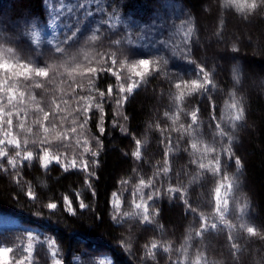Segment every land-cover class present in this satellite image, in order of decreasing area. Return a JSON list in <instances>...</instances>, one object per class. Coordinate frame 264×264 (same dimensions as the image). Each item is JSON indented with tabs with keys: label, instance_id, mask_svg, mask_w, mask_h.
Instances as JSON below:
<instances>
[{
	"label": "trees",
	"instance_id": "16d2710c",
	"mask_svg": "<svg viewBox=\"0 0 264 264\" xmlns=\"http://www.w3.org/2000/svg\"><path fill=\"white\" fill-rule=\"evenodd\" d=\"M213 1L212 10L209 0H71L68 19L39 40L16 24L45 23L46 0H0V63L10 66L0 70V150L7 153L0 157V212L51 235L39 236L28 259V235L0 230L12 264H101L82 250L89 246L120 264H264V45L234 74L213 68L204 60L199 13L207 9L203 20L222 37L220 10L230 4ZM255 2V9L235 7L242 17L263 7L253 22L264 40V0ZM139 59L152 61L143 78L130 71ZM192 80L204 89L186 87ZM130 84L132 92L118 91ZM237 115L253 126L242 161L227 137L226 123ZM17 151L14 168L7 159ZM27 152L31 160L23 159ZM223 158L233 161L235 179L224 175ZM204 174L224 176L207 214ZM234 195L242 205L237 222ZM239 221L257 234L241 239Z\"/></svg>",
	"mask_w": 264,
	"mask_h": 264
},
{
	"label": "rangeland",
	"instance_id": "374dc122",
	"mask_svg": "<svg viewBox=\"0 0 264 264\" xmlns=\"http://www.w3.org/2000/svg\"><path fill=\"white\" fill-rule=\"evenodd\" d=\"M70 1L71 0H46L47 21L45 23H41L39 21H32V20L20 22L16 24V26H18L16 27L17 29L16 31L31 30L33 28V30L29 35L33 36L34 38H39V40L41 34L45 36L43 31L46 33L48 32V30H50L52 34L55 33L59 29L61 22L64 21L65 19H68L69 15L67 14V9L69 7L68 3H70ZM229 2L230 4L223 5L222 10H220L225 18V22L222 28L223 30L222 37H219L217 35L216 33L217 31L214 32L212 29H210L211 26L203 20L204 19L203 17H207L209 14L207 9L203 8L202 13L201 14L199 13L201 18V26L204 33L201 41L202 51L203 53H205V57H206V58L204 57V60H206L213 68L216 67L218 72H220V74H225L227 71H229L230 74H234L235 69L238 68V65H240V63L244 65V68L245 66L248 67L246 62L247 58L249 56L259 57V55H261L260 48H263L262 46L264 45V40L260 38L261 34L257 32V26L253 22L254 20L253 18L255 17V15L256 16L261 15L263 7H259L257 11L254 10L252 13L248 12L249 15L247 16L245 15L242 17V15L244 14H241L235 7L236 5H238V3L234 4L231 2V0H229ZM248 2L251 4L252 1L248 0ZM209 3L211 9L213 10L215 6L214 1L209 0ZM248 49H251V51L249 52ZM210 50H212L211 54L207 52V51L210 52ZM0 59H1V55H0ZM0 61H5V60H0ZM247 82H250L251 87L253 89L255 90L257 89V84L253 81V77L248 72H247ZM236 122L234 121V119H231L229 122L226 123L227 124L226 126L229 127L227 130V137L228 139L231 140V142L233 141L232 142L234 143L233 151L237 155L236 157H238L239 160L242 161L247 154V150H246L247 135L249 134L250 131L253 130V126L250 123V121L247 120V118L240 119ZM40 159L46 164L50 163L47 155H43V157L41 156ZM230 160L225 158L222 159L224 164L223 173L225 176L229 177V179H235L236 173L238 172H236L233 161ZM202 177L203 178L200 179V184H201L199 186L200 190L204 192V194L206 195V199L208 196L207 193H210L211 196V197L209 196L208 202L202 200L203 201L202 204L204 205V208L201 209L202 213L205 212V214H207L214 212L213 207L216 204V201L219 202V200H217L216 194H212V191L216 190L217 188H220L218 184L224 181L223 179L224 176L217 177L209 174L206 175L204 174ZM242 190L244 191V189ZM242 193H240L239 191L236 194L242 195ZM230 205L232 212L231 220L237 222L236 214L239 211V209L242 208L241 201L239 200V197L237 195H234L232 197ZM246 220H248V218ZM241 225H244L243 228H245L246 230L247 222L242 221ZM4 229H19L24 231L28 235L29 237V244L27 247L28 259L31 258L34 245L40 240L39 237L40 235L51 237L50 232L47 230H38V228H36L35 226L23 222L16 216L4 212H0V230H4ZM246 232L247 231L244 232V230L241 228V233H240L241 239L242 236L246 234ZM50 243L52 245L53 253L55 255L58 254L60 250L58 251L57 245L54 243L53 240H50ZM82 250L88 252L89 254L97 255L101 264H120L116 260V258H114L113 255H111L109 251H106L102 248H93L89 246V247H82ZM61 256H63L62 253ZM56 263L60 264L61 261L56 260Z\"/></svg>",
	"mask_w": 264,
	"mask_h": 264
},
{
	"label": "snow or ice",
	"instance_id": "6c2138e0",
	"mask_svg": "<svg viewBox=\"0 0 264 264\" xmlns=\"http://www.w3.org/2000/svg\"><path fill=\"white\" fill-rule=\"evenodd\" d=\"M232 3H240L242 4V6H246V7H250L251 9H255L257 7V4L255 2V0H252V3L249 4L248 3V0H231ZM92 39H95V37L93 36ZM116 43H119V41H117ZM113 63H115V61H113ZM152 61H150L149 59H139L138 60V63L137 64H132L130 66V71L132 74H134L136 77H140V78H143L145 75L149 74V68H150V65H151ZM138 69H143V71H140ZM0 70H3L5 72H8L10 70V66L7 64V63H0ZM34 72H35V75L37 77H46L48 76V72L45 71V70H36L34 69ZM201 72L203 73L204 70L201 69ZM113 75H116V74H113ZM117 78H119L117 76ZM205 79L207 80V78L205 77ZM207 83H211V81H207ZM39 86V85H37ZM186 87H190L192 88L193 90H202L204 89V84L200 83L198 80H192L190 83H186L185 84ZM135 87V84H130L129 87L127 89H125V87L123 85H121L118 89L119 92L123 93L125 92L126 90L128 92H132L133 91V88ZM175 87L177 89H180L181 88V84L177 83L175 85ZM108 92L111 93L112 92V88H109L108 89ZM101 96L104 95L103 92L100 93ZM233 108L236 107L235 104L232 105ZM242 111V110H241ZM242 118L241 115H237L235 117L236 120H240ZM191 119L192 121H195L196 120V113L193 112L192 115H191ZM8 123L10 124L11 121L9 120ZM101 131H103V129H101ZM0 143H3V141H0ZM135 144L137 146V151L135 153H133V155L137 158L140 157V151H139V148H140V144L141 142L139 140H136L135 141ZM17 149L20 147L19 144H15L14 145ZM197 146L195 143L192 144V148L195 149ZM7 156V153L0 150V157H5ZM20 156V152L17 151L15 153V156L12 157V158H8L7 159V164L8 165H11L12 167H16L17 166V159L16 157H19ZM23 159L25 160H31L32 159V153L31 152H27V154L23 157ZM193 163H195V161H193ZM235 163L237 165H240V161L239 160H236ZM0 167H3L2 164H0ZM85 169L87 168V165L84 166ZM199 168L200 169H204L205 168V165L203 163L199 164ZM165 171H167V169H165ZM141 183H143V181H141ZM221 187H223V185H221ZM229 188L232 187V185H228ZM168 191L171 193L172 191H174L173 189H168ZM175 191L179 192V189H176ZM219 196H220V188H217L216 189V197H217V200H219ZM50 208H56V205L55 204H51L49 205ZM137 208H140L141 205L140 204H137L136 205ZM144 211H145V216H144V220H148L149 217L147 215V212H148V208L145 207L144 208ZM218 212L220 211L217 210ZM241 227H244V225H241ZM211 228L212 229H216L217 228V224L216 223H212L211 224ZM246 231L247 233L255 236L257 234L256 232V229L254 227H247L246 228ZM153 249L157 248V245L155 243L152 244L151 246ZM166 250V249H165ZM13 251V249L11 247H0V264H12V261L10 260L9 258V255L10 253Z\"/></svg>",
	"mask_w": 264,
	"mask_h": 264
}]
</instances>
